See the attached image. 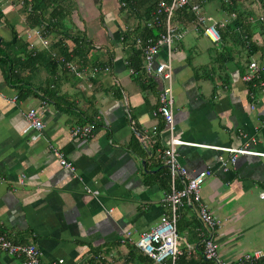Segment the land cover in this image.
Segmentation results:
<instances>
[{"label": "crops", "instance_id": "0c3cea01", "mask_svg": "<svg viewBox=\"0 0 264 264\" xmlns=\"http://www.w3.org/2000/svg\"><path fill=\"white\" fill-rule=\"evenodd\" d=\"M261 1L240 0L239 21L227 15L221 0L205 1L201 13L217 24L221 38L211 42L201 26L191 24L170 47L174 137L189 144L175 148L176 160L189 176L211 171L200 198L220 221L213 240L225 264L264 251V199L259 197L264 194V158L238 155L231 165L229 154L217 150L264 154V96L257 81L241 80L254 61L264 81V25L257 20L264 11ZM13 3L0 2L4 19L21 24L22 5L11 10ZM74 3L71 23L95 45L92 57L99 62L109 57L111 65L91 84L62 77L57 65L38 68L33 87L44 88L55 71L56 97L65 96V107L58 105L59 99H17L0 74V236L13 245L35 246L42 264H154L131 243L160 216L171 215L163 202L170 178L163 183L165 167L159 158L169 146L157 113L164 82L143 79L128 68L130 52L119 40L131 21L119 14L117 0ZM6 25H0L4 41L10 39ZM164 58L160 51L156 60ZM28 109L38 113L42 130L28 127ZM93 114L90 136L71 137L70 128L89 124L83 115ZM58 156L73 171L62 168ZM174 187H181L178 179ZM175 229L182 246L193 247L190 255L178 256L177 264L187 263L190 256L198 261L202 228L195 206L183 204L176 210ZM122 231L131 232V243H120ZM20 261L0 251V264Z\"/></svg>", "mask_w": 264, "mask_h": 264}, {"label": "built area", "instance_id": "2783aa9c", "mask_svg": "<svg viewBox=\"0 0 264 264\" xmlns=\"http://www.w3.org/2000/svg\"><path fill=\"white\" fill-rule=\"evenodd\" d=\"M204 0H157L154 16L160 15L165 18V33L160 35L153 43H148L143 48V72L146 78L154 77L164 82L158 93L157 113L163 120L164 130L168 134V148L161 151L159 154L160 161L167 169L170 178V189L164 195V203L169 205L171 215L166 217L160 216L155 226L138 234V237L132 243L130 242L131 232L122 231L120 234V243H131L137 248L141 254L149 258L154 264H175L178 256L185 252L190 255L193 252L192 246H182V242L177 237L175 229L176 210L183 204L195 206L196 217L201 225L202 233L200 235L201 255L205 260L211 261L214 264H225L219 259L218 246L213 240L214 231L220 226V221L214 218L206 206L201 203L200 189L211 171L208 168L197 171L193 176H189L186 170L177 163L175 148L181 145H189L174 137L173 117H172V92L170 83L172 80V65L170 58V47L173 40H178L181 32L175 31L169 26L172 13L177 8L189 7L194 16V25L202 27V33L211 42H217L219 35L217 31V24L211 23L201 13L202 4ZM21 1H16L10 5L11 10L15 7H20ZM230 18H235L234 14L229 15ZM264 25V11L257 17ZM148 26V25H147ZM180 31V32H179ZM36 39V43L42 48L48 46V42L41 38L37 30L26 32L21 35V39L33 46L32 39ZM138 43V41H137ZM160 51L165 54L164 60L157 61L156 58ZM62 62V61H61ZM63 68L73 74L77 79H93L98 73L108 72L107 67L98 68L93 66L91 68L79 69L72 63L62 62ZM260 68L254 61L248 64L247 72L242 76L243 82L254 83L257 81L258 88H260L261 96H264V81L259 77ZM25 121L28 127L35 131H40L43 128L40 117L34 109H28L24 113ZM156 128H152L154 133ZM91 134V127L88 125H75L70 128V136L73 138L86 139ZM145 138V137H143ZM229 154V163L234 164L235 158L238 155H255L264 158V154L257 152H249L243 148H220L217 149ZM59 165L67 171H73L71 163L65 161L58 156ZM220 162H222L220 160ZM225 167V163H221ZM225 170V168H224ZM178 179L181 187L176 189L174 181ZM259 197L264 199V194ZM184 249V250H183ZM0 251L15 258H20V264H42L40 254L37 248L33 245L17 246L11 244L4 236H0ZM264 257V251H255L252 253L243 254L236 259L235 263L240 264L244 261L253 262Z\"/></svg>", "mask_w": 264, "mask_h": 264}, {"label": "trees", "instance_id": "16d2710c", "mask_svg": "<svg viewBox=\"0 0 264 264\" xmlns=\"http://www.w3.org/2000/svg\"><path fill=\"white\" fill-rule=\"evenodd\" d=\"M2 1L8 0H1L0 2ZM16 1L22 2V6L18 10L23 15L21 31H16L14 25L7 23L4 19L3 5L0 4V25L7 24L6 30L10 34L8 41H4L0 37L1 77L6 85L15 91L16 98L19 100L33 97L55 103L56 99H59L60 102L58 105L65 107V104H62L65 96L56 97L54 89L57 79L56 72H50L45 87L38 89L33 87L31 83L35 71L40 67L47 68L53 66L55 68L57 65V68L59 67L62 71V77L68 74L76 81H80L63 68L62 62L72 63L78 68L85 66H90V68L93 66L103 68L106 65H111V59L108 57L99 62L92 57L95 45L86 38L84 32L77 30L71 23V15L76 8L74 0H12V2ZM117 1L119 14L124 17L125 21H131L130 25L124 24L125 30L121 31L119 40L120 44L124 48L128 47L130 52L126 61L127 66L137 74L140 72L144 79L146 77L143 74V48L148 43H153L160 35L165 33V18L162 15L159 17L154 16L157 0ZM205 1L207 0H204V3ZM239 1L221 0L224 10L228 12L227 15L235 14L234 16L237 21H239V17L241 18L240 11L237 9ZM261 2H264V0ZM99 21L101 22V18ZM193 23L194 16L189 7L185 6L175 9L172 13L169 26L177 32L178 30L183 32H181L178 40H173L172 43L181 40L186 33L185 31H187L186 27ZM34 30L39 32L41 38L48 40V46L46 48L39 46L30 47L27 42L21 39L22 34ZM217 31L221 38L220 29ZM52 35L53 38L51 37ZM49 38L52 39L49 40ZM95 77L93 79H86L85 81L89 84L95 83ZM139 80L142 81V79ZM83 116L85 119L83 121L89 123L86 125L96 124L94 114L88 117ZM168 181L169 175L167 169L164 168L163 183L167 184ZM198 258V261H195L190 256L187 259V263L180 264H214L211 261L205 260L202 255L198 256ZM177 259L175 264H177ZM233 264L236 263L234 262ZM240 264H264V257L253 262L244 261Z\"/></svg>", "mask_w": 264, "mask_h": 264}, {"label": "rangeland", "instance_id": "374dc122", "mask_svg": "<svg viewBox=\"0 0 264 264\" xmlns=\"http://www.w3.org/2000/svg\"><path fill=\"white\" fill-rule=\"evenodd\" d=\"M12 24L15 26V28L19 29L22 25L19 23L17 19L12 21ZM88 31V29H86ZM179 233V232H178ZM177 233V237H180V234ZM180 239V238H179Z\"/></svg>", "mask_w": 264, "mask_h": 264}]
</instances>
